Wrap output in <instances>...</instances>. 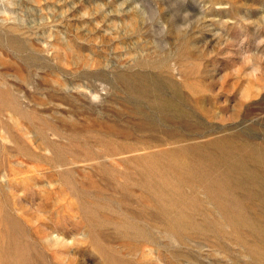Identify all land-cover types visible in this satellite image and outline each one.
<instances>
[{
	"label": "rangeland",
	"instance_id": "374dc122",
	"mask_svg": "<svg viewBox=\"0 0 264 264\" xmlns=\"http://www.w3.org/2000/svg\"><path fill=\"white\" fill-rule=\"evenodd\" d=\"M0 264H264V0H0Z\"/></svg>",
	"mask_w": 264,
	"mask_h": 264
}]
</instances>
